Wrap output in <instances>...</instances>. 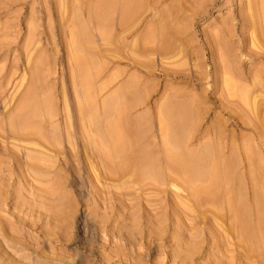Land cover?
Here are the masks:
<instances>
[{"label": "rangeland", "instance_id": "rangeland-1", "mask_svg": "<svg viewBox=\"0 0 264 264\" xmlns=\"http://www.w3.org/2000/svg\"><path fill=\"white\" fill-rule=\"evenodd\" d=\"M263 3L0 0V264H264Z\"/></svg>", "mask_w": 264, "mask_h": 264}, {"label": "bare ground", "instance_id": "bare-ground-1", "mask_svg": "<svg viewBox=\"0 0 264 264\" xmlns=\"http://www.w3.org/2000/svg\"><path fill=\"white\" fill-rule=\"evenodd\" d=\"M260 1V0H259ZM154 3V2H153ZM263 5H264V3H263ZM251 8V7H250ZM136 9V8H135ZM261 9V8H260ZM261 11V10H260ZM259 12V11H258ZM262 12V11H261ZM259 14V13H258ZM264 18V17H263ZM260 21V20H259ZM178 23V22H177ZM263 25V24H262ZM124 26V25H123ZM178 26V25H177ZM181 26V25H180ZM253 29H255V31H257V29H258V24L257 23H253ZM170 28V27H169ZM225 28V27H224ZM180 29V28H179ZM252 29V28H251ZM264 30V29H263ZM179 31H181V30H179ZM251 31V30H250ZM254 32V31H253ZM263 32V31H262ZM175 33V32H174ZM178 33V32H177ZM218 34V33H217ZM253 34H256V33H253ZM176 35V34H175ZM251 36V35H250ZM216 37H218V36H216ZM255 37H257V35L255 36ZM262 38H260V39H263L264 38V36H261ZM251 38V37H250ZM254 38V37H253ZM258 38V37H257ZM259 39V40H260ZM153 40V39H152ZM151 42V41H150ZM153 42V41H152ZM256 42V41H255ZM33 45V44H32ZM34 45H35V43H34ZM189 45V44H188ZM257 45V44H256ZM160 46V45H159ZM166 46H168V44L166 45ZM264 46V45H263ZM6 47V46H5ZM5 47H0V61L1 60H5L6 58H7V56H9V52L11 51V49L10 48H5ZM163 47V46H162ZM258 47H260L259 45H258ZM33 48V47H32ZM164 48V47H163ZM217 48V47H216ZM165 49H166V47H165ZM256 49H257V47H256ZM260 49V48H259ZM263 49H264V47H263ZM221 50V49H220ZM169 51V50H168ZM220 52V51H219ZM165 53V52H164ZM162 54V53H161ZM23 64H24V60H23V57H21L20 59H18V61L17 62H13L12 63V68H15V70L16 71H18V70H21V68H22V66H23ZM35 65V64H34ZM35 68V67H34ZM23 69V68H22ZM227 73V72H226ZM5 75V74H4ZM224 75V74H223ZM226 75V74H225ZM228 76V75H227ZM4 76L2 75L1 76V78H3ZM231 77V76H230ZM230 77H228V80H229V78ZM224 78V77H223ZM234 81V80H233ZM231 83V82H230ZM236 84V83H235ZM237 85V84H236ZM227 86V85H226ZM232 86V85H231ZM233 89V88H232ZM238 89H240L239 87H238ZM242 89V88H241ZM232 92V91H231ZM233 92H234V90H233ZM231 94H233V93H231ZM230 94V95H231ZM29 95H32V93H30ZM28 95V96H29ZM239 95V94H238ZM0 96H1V94H0ZM241 96V95H240ZM246 97H248V96H246ZM132 98V97H131ZM243 98V97H242ZM249 98V97H248ZM248 101V100H247ZM171 104V103H170ZM169 104V105H170ZM128 105V104H127ZM39 107H40V104L39 103H37V102H32V103H26V104H24L21 108H20V113H19V115L17 116L18 117V119H20L21 120V124H23V125H29L30 124V122H31V120H32V118H37V117H39L40 116V113H39ZM29 109H31V112L29 113ZM180 109V108H179ZM186 109V108H185ZM17 118L13 121V123L15 122V121H17L18 120ZM18 122H19V120H18ZM18 124V123H17ZM32 125V124H31ZM179 125V124H178ZM33 128H34V126H33ZM31 129V128H30ZM31 131H33V133L35 132V133H38V131H37V129H31ZM23 136V135H22ZM27 137V136H26ZM168 142V141H167ZM97 143V142H96ZM169 143V142H168ZM111 147V146H110ZM121 149V148H120ZM122 150V149H121ZM153 151V150H152ZM156 156V155H155ZM169 159V158H168ZM170 162V161H169ZM176 162V161H175ZM177 164H179L180 166H181V168L183 169V170H188V168H187V165H188V161H187V159H186V156H185V158L183 157V158H181V160L177 163ZM231 164H232V162H231ZM173 165V164H172ZM169 166H171V164L169 165ZM175 166V165H174ZM36 169V168H35ZM127 169V168H126ZM170 169V168H169ZM174 169V168H173ZM175 169H177V168H175ZM194 169V168H193ZM171 170V169H170ZM177 171V170H176ZM164 172V171H163ZM190 172V171H189ZM175 174V173H174ZM183 174V173H182ZM159 176H161V175H159ZM162 178V177H161ZM158 179H160L159 177H158ZM162 181V180H161ZM237 187V186H236ZM209 188V187H208ZM208 190V189H207ZM211 191V190H210ZM206 192V191H205ZM204 192V193H205ZM208 193V192H207ZM216 197H217V195H216ZM205 202V201H204ZM210 204H212V203H210ZM238 204H240V203H238ZM240 210V209H239ZM243 211V210H242ZM237 212V211H236ZM239 219V218H238ZM246 221V220H245ZM240 223V222H239ZM247 225V224H246ZM245 234V233H244ZM248 234V233H247ZM250 240V239H249ZM248 243V242H247ZM256 251V250H255Z\"/></svg>", "mask_w": 264, "mask_h": 264}]
</instances>
